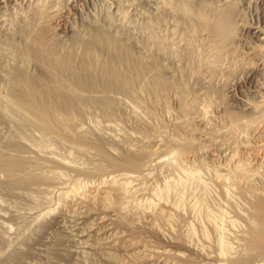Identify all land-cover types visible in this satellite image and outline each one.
Instances as JSON below:
<instances>
[{
    "label": "bare ground",
    "instance_id": "1",
    "mask_svg": "<svg viewBox=\"0 0 264 264\" xmlns=\"http://www.w3.org/2000/svg\"><path fill=\"white\" fill-rule=\"evenodd\" d=\"M89 1L0 0V192L58 200L26 248L0 233V264H264V0ZM217 150L227 242L197 192L157 194Z\"/></svg>",
    "mask_w": 264,
    "mask_h": 264
},
{
    "label": "rangeland",
    "instance_id": "2",
    "mask_svg": "<svg viewBox=\"0 0 264 264\" xmlns=\"http://www.w3.org/2000/svg\"><path fill=\"white\" fill-rule=\"evenodd\" d=\"M115 1H119V2H121L122 3V8L125 6V5H127V7L126 8H131L132 6H134V4L133 3H137V0H115ZM112 2H114V0H90L88 3H86V4H84L83 6H82V8H81V10H82V13H83V15L84 16H88V17H90V16H92V15H97V16H99V17H102V16H104V15H106V14H110L111 16H114V14H115V11L113 10V8H111V4H112ZM139 2H140V0H139ZM139 2L137 3L138 4V9L140 10V11H147L148 10V8H149V5L151 6L152 4L150 3L149 5L148 4H145V3H143V5L141 6L140 4H141V2H140V4H139ZM120 3V4H121ZM128 3V4H127ZM132 3V4H131ZM20 4V3H19ZM125 4V5H124ZM129 4H131L130 6H129ZM137 4L135 5V6H137ZM109 5V6H108ZM124 5V6H123ZM22 5H20V7H21ZM139 6H141V7H139ZM144 6V7H143ZM249 5L248 4H244V5H242L241 7H244L243 9L241 8V13H243V16L246 18V20H248V22H250V23H252L253 22V19H254V17H253V14H252V11H251V8H250V6L248 7ZM17 8H19V6L17 7ZM111 8V9H110ZM125 8V7H124ZM142 8V9H141ZM108 9V10H107ZM146 9V10H145ZM112 10V11H111ZM129 10H131V9H129ZM249 10V11H248ZM3 11V12H2ZM13 11V12H12ZM114 11V12H113ZM243 11V12H242ZM6 12V13H5ZM16 13V11L14 10V8L12 7V6H10V7H8L6 10H1L0 11V20H2V19H10L11 18V16L13 15V13ZM113 12V13H112ZM247 12V13H246ZM14 13V14H15ZM132 13V12H131ZM131 13L129 12L128 14H130V17L131 18H129V19H131L130 21L132 22L133 21V23L134 24H136V23H139V21L141 20L140 19V15L138 16V14H136L135 15V13H133L134 14V16L133 15H131ZM103 14V15H102ZM102 15V16H101ZM137 16V17H136ZM7 17V18H6ZM138 17H139V20H138ZM137 19V20H136ZM132 23V24H133ZM246 36H250V37H247V39H250L251 40V43L253 44V42L252 41H254L255 42V38H252V36L251 35H246ZM246 36H245V38H246ZM253 39V40H252ZM260 80H263V78H260ZM90 118L93 120V121H95V119H96V123L97 124H100V126L101 125H103L104 123H99V122H103V120L101 121L100 119H98V117L97 118H94V116H90L88 119H89V123H91L90 121H92V120H90ZM88 119H87V121H88ZM98 119V120H97ZM102 119V118H101ZM93 123V122H92ZM48 144V143H47ZM46 144V150L47 149H49L50 148V146H53V144L52 145H47ZM55 145V144H54ZM47 146H49V148L47 147ZM55 147V150H58V152L60 151V150H63V149H61V147L59 146H57L56 147V145L55 146H53V148ZM57 148V149H56ZM64 151V150H63ZM61 153V156H62V151H60ZM222 152V153H221ZM220 152V150H217V151H215V155H216V157H214V158H210V157H206V156H203V157H200V158H198V159H196L195 160V162H193V163H191V164H184V166L181 164L180 165V170L178 169V173L176 172L175 173V175L172 177V175H168V174H165V175H163V178H162V180L160 181V185L158 186V188L160 189V191L159 192H157V194L159 193V194H161V195H164V193L166 194V193H171L172 195H174V192H176L175 193V195L174 196H179V194H180V196L182 195H184V197H186V198H188V197H190V196H192V195H189V194H192V193H194V192H197L198 193V195L200 194V196H197V193H196V197L197 198H195V197H193V199H197V200H199V201H201V203H202V199L204 200L203 202L204 203H202V205L204 204V205H207L206 206V208H211V209H206L207 211L209 210L210 211V213H211V215L213 216V217H211V215L209 214V212H206V211H204L203 209V212H201L200 214H202V215H200L198 212H200V211H196V209H195V212L197 213V215L199 214V216H201V218H200V220H201V222H202V225L200 224V223H198L199 221H198V217L199 216H197L196 214H195V216H197V219H196V222H195V219L194 220H192V225L194 224L196 227L197 226H199V227H201V226H203V224L204 225H207L208 226V224H209V222L206 220V218H204L205 217V215H203V214H206V213H208L207 214V216L208 215H210L209 217H211V220H213V223H214V225H215V223H216V225L218 224V225H220L219 227L220 228H217L218 226H216V228H217V231L216 232H214V231H212L211 229H210V231H212V234L211 235H213L212 237L214 238V237H216L217 238V236H219L218 238H220V239H222V240H225V242H227L229 239H231V238H229V237H232L231 235H229L231 232H229L230 231V227H228L229 225H228V222H229V220L232 218V213L230 214L231 216V218L229 217V215H227V214H229L228 212L230 211V210H228V209H230L229 207H226V209L224 210L223 208H225L224 207V205H226V203H227V201H226V197H225V199H224V197H223V195H220L221 193H222V191L220 190V187L217 185V183L215 182V180L214 179H210V178H214V174L215 173H220V172H222V171H220L221 170V168H222V166L224 165V164H226L227 163V161H229V158H228V156H227V153L226 152H224V151H221ZM226 153V154H224V153ZM66 153V152H65ZM217 153V154H216ZM219 154V155H218ZM63 155L64 156H66V154H64L63 153ZM227 156V157H226ZM224 157H226V158H224ZM213 159V160H212ZM220 159H221V161H220ZM224 160V161H223ZM214 162V163H213ZM216 162H217V165H216ZM220 162V163H219ZM223 162V163H222ZM225 162V163H224ZM196 163V164H195ZM222 163V164H221ZM219 164V165H218ZM206 165V166H205ZM203 166V167H202ZM205 166V167H204ZM202 167V168H201ZM218 169H217V168ZM219 167H221V168H219ZM205 169V170H204ZM208 169V170H207ZM209 169L211 170V171H209ZM215 169V170H214ZM199 170V171H198ZM219 170V171H218ZM202 171V172H201ZM209 171V172H208ZM214 171V172H213ZM189 172V173H188ZM195 172V173H194ZM205 172V173H204ZM184 173V174H183ZM208 173H210V174H208ZM188 174V175H187ZM203 174H204V176H203ZM208 176H207V175ZM211 174H213V176L211 175ZM181 175V176H180ZM193 175V176H192ZM199 175V176H198ZM211 175V176H210ZM170 176V177H169ZM165 177H167L166 179H165ZM177 177V178H176ZM179 177V178H178ZM193 177V178H192ZM196 177V178H195ZM205 177V179H203ZM208 177V178H207ZM172 178V179H171ZM184 180H183V179ZM199 178V179H198ZM201 178V179H200ZM207 178V179H206ZM164 179H165V181H164ZM185 179H186V181H185ZM192 179V180H191ZM166 180H168L167 182H166ZM172 180V181H171ZM174 180V181H173ZM201 181V183H200V181ZM209 180H210V182H209ZM213 180V181H212ZM164 181V182H163ZM170 181V182H169ZM182 181V182H181ZM188 181V185L187 184H185L186 182ZM197 181V182H196ZM208 181V182H207ZM161 182H163V183H161ZM171 182H173V183H171ZM175 182V183H174ZM199 182V183H198ZM214 182V183H213ZM171 183V184H170ZM196 183V184H195ZM213 183V184H212ZM216 183V184H215ZM167 185V184H169V186H170V188L169 187H167L166 185L165 186H163V185ZM184 184H185V187H184ZM190 184V185H189ZM198 184V185H197ZM206 184V185H205ZM208 184V185H207ZM175 185V186H174ZM177 185V186H176ZM179 185V186H178ZM215 185V186H214ZM183 186V187H182ZM211 186V187H210ZM163 187H165V188H163ZM202 187V188H201ZM166 188L167 189H170V191H163V189L164 190H166ZM188 188V189H187ZM198 188V190L196 191V189ZM219 188V189H218ZM189 189H191V190H189ZM193 189H195V190H193ZM172 190V191H171ZM173 190H174V192H173ZM208 190V191H207ZM218 190H220L221 192H219ZM157 191H158V189H157ZM163 191V193H160V192H162ZM192 191V192H191ZM43 192V191H42ZM42 192H40L39 194L37 193V196L38 197H40V198H38L36 195H34L33 194V197L35 198V199H37V200H35L34 198H32L31 196H30V194H29V197H27V198H29L28 200L27 199H25L24 201H25V203H24V201L22 200V199H17V198H14V197H12V198H10V196H8L7 197V195L5 196L4 194H2L1 192H0V225H1V227L2 228H0V230L2 229V230H4V231H0V233L3 235V236H5V238H7L6 239V241H10V240H12L11 241V244L13 243V241L15 242V243H13V245L15 244L16 246H17V244H19V247H21L22 249L25 247L26 248V244L25 243H22V245H20L21 244V242L20 243H18L19 242V240H21L22 238H23V235L25 236V234L27 233H29L28 235H32V232H34V229H37V226H39L38 225V223H43L42 221H49L50 219H52L54 216H55V214H56V212H57V210H54L55 208L53 207V205L55 204V203H57V202H55V201H58L57 200V198H55V195H51L50 194V192L48 193V195H47V191H46V194H42L41 195V193ZM178 192H181V193H179L178 195H176ZM183 192V193H182ZM184 192H185V194H184ZM191 192V193H190ZM201 192H202V194H201ZM216 192V193H215ZM44 193V192H43ZM186 193H188V194H186ZM203 193L205 194V195H203ZM218 193V196L216 195ZM36 194V193H35ZM50 194V195H49ZM158 194V195H159ZM170 195V194H169ZM168 195V196H169ZM186 195V196H185ZM189 195V196H188ZM194 195V194H193ZM210 195V196H209ZM179 196V197H180ZM203 196H204V198H203ZM207 196V197H206ZM37 197V198H36ZM46 197V198H45ZM49 197V198H48ZM53 198V200H52V198ZM170 197V196H169ZM191 197V198H192ZM218 197H219V199H218ZM221 197H223V201H225V204H224V202L222 201V198ZM155 198V197H154ZM170 198H173V197H170ZM207 198V199H206ZM11 199H12V201H11ZM45 201H44V200ZM56 199V200H55ZM174 199V198H173ZM176 199V198H175ZM210 199V200H209ZM9 200V201H8ZM29 200H30V203H29ZM40 200H43V202L42 201H40ZM49 200V201H48ZM208 200V201H207ZM216 200V201H215ZM218 200V201H217ZM221 200V201H220ZM2 201H6L5 203L3 202L2 203ZM31 201H33V202H31ZM48 201V202H47ZM51 201V202H50ZM54 201V202H53ZM199 201H197V202H199ZM217 202V203H215V202ZM8 202V203H7ZM19 202H21V203H19ZM36 204H35V203ZM38 202V203H37ZM40 202V203H39ZM46 202V203H45ZM196 202V203H197ZM221 202H223L222 204H221ZM11 203V204H10ZM50 203V204H49ZM201 203L199 204L201 207H203L202 205H201ZM209 203V204H208ZM5 204V205H4ZM22 204V205H21ZM24 204V205H23ZM38 204V205H37ZM48 204V205H47ZM53 204V205H52ZM217 204V205H216ZM220 204H221V206H220ZM32 205V206H31ZM43 205H45V206H43ZM56 205V204H55ZM54 205V206H55ZM198 204H197V206H199ZM212 205V206H211ZM219 205V206H218ZM7 206V207H6ZM10 206V207H9ZM15 206V207H14ZM17 206V207H16ZM38 206V207H37ZM47 206H48V210H47ZM57 206V205H56ZM55 206V207H56ZM200 206H199V209L201 210V208H200ZM215 206V207H214ZM219 208H217V207ZM223 206V208H220V207H222ZM226 206H229V205H226ZM44 207H46V209L44 208ZM28 208V209H27ZM34 208V209H33ZM50 208H51V211L53 212H50L49 210H50ZM197 208V207H196ZM204 208V207H203ZM38 209V210H37ZM40 209H42V210H40ZM220 209H221V211H220ZM223 209V210H222ZM7 210V211H6ZM32 210V211H31ZM40 210V211H39ZM44 210H47V212L46 211H44ZM201 210V211H202ZM215 210V211H214ZM44 211V212H43ZM55 211V212H54ZM224 211V212H223ZM38 214H37V213ZM206 212V213H205ZM214 212H215V214L217 215V213H219L217 216L214 214ZM222 212L223 213H225L226 214V212H227V214L225 215V214H223V215H221L222 214ZM4 215H2V214ZM50 213H52V215H50ZM14 214V215H13ZM45 214V215H44ZM9 215V216H8ZM24 215V216H23ZM29 215V216H28ZM31 215H32V217H31ZM39 216L40 217V220H39V217H36V216ZM48 216V218H47V216ZM54 215V216H53ZM13 216V217H12ZM224 216V217H223ZM14 217H17V218H14ZM19 217V218H18ZM22 217V218H21ZM24 217V218H23ZM51 217V218H50ZM215 217V218H214ZM223 217V219H221ZM226 217V218H225ZM6 218H9V219H6ZM14 220H13V219ZM25 218H27V219H25ZM33 218H35V219H33ZM37 218H38V221H37ZM47 218V219H46ZM195 218V217H194ZM213 218V219H212ZM228 218V219H227ZM15 219H17V220H15ZM207 219H208V217H207ZM7 220V221H6ZM18 220H19V223H18ZM26 220V221H25ZM34 220L36 221V222H38L36 225H35V223L33 224V222H34ZM208 220H210V218L208 219ZM223 220V221H222ZM5 221V222H4ZM10 221V222H9ZM16 221V222H15ZM21 221V222H20ZM30 221V222H29ZM33 221V222H32ZM40 221V222H39ZM225 221V222H224ZM196 224H195V223ZM205 222H207L208 224H205ZM222 222V223H221ZM9 223V224H8ZM29 223L31 224V226H29ZM225 223V224H224ZM11 224V225H10ZM23 224V225H22ZM17 225V226H16ZM22 225V226H21ZM26 225V226H25ZM27 225H28V227H27ZM193 225V226H194ZM10 226V227H9ZM12 226V227H11ZM34 226V227H33ZM194 226V227H195ZM5 227V228H4ZM16 227V228H15ZM24 227V228H23ZM33 227V228H32ZM36 227V228H35ZM198 227V228H199ZM204 227V229L206 230V229H209L210 227L208 226V228H206V226H203ZM202 227V228H203ZM224 227V228H223ZM226 227V228H225ZM22 228V229H21ZM27 230H26V229ZM31 228V229H30ZM197 228V231H199V229ZM228 228V229H227ZM11 229H13V230H11ZM196 229V228H195ZM220 229H222V230H220ZM26 230V231H25ZM31 230H33L32 232H31ZM6 231H7V233H6ZM10 231V232H9ZM36 231V230H35ZM207 231H209V230H207ZM206 231V232H207ZM209 231V232H210ZM224 231V232H223ZM9 232V233H8ZM19 232H21V233H19ZM23 232V233H22ZM25 232V233H24ZM214 232V233H213ZM219 232V233H218ZM222 232V233H221ZM227 232H229V233H227ZM6 233V234H5ZM35 234H37L36 232H34ZM33 233V236L35 235ZM211 233V232H210ZM9 234V235H8ZM18 234H21V236L19 235V237H17L18 236ZM23 234V235H22ZM26 234V235H27ZM214 234H216V235H214ZM219 234V235H218ZM224 235L223 237H225V238H223L222 237V235ZM226 234H227V237H226ZM15 236V237H14ZM8 238H10V240H8ZM18 238H20V239H18ZM215 238V239H216ZM228 240H227V239ZM16 240H18V241H16ZM9 244V243H8ZM1 248H2V246L0 247V250H1Z\"/></svg>",
    "mask_w": 264,
    "mask_h": 264
}]
</instances>
